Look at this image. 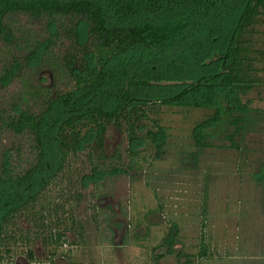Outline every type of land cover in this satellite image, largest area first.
<instances>
[{
  "label": "trees",
  "instance_id": "trees-1",
  "mask_svg": "<svg viewBox=\"0 0 264 264\" xmlns=\"http://www.w3.org/2000/svg\"><path fill=\"white\" fill-rule=\"evenodd\" d=\"M18 17L27 27L16 26ZM263 22L264 0H0V91L22 84L0 106V131L29 136L33 157L15 173L12 154L19 158V148L2 153L0 235L71 156L87 152L90 175L84 179L101 182L98 189L122 171L119 152L105 151L108 127L126 134L131 157L146 143L161 154L164 130L142 133L150 104L211 112L192 132L199 150L214 147L219 128L232 129V149L259 125L264 130V110L246 99L264 85L258 76L264 68L257 67L264 49L253 40ZM252 177L264 183V167ZM104 211L108 226L114 214L110 207ZM178 242L172 224L162 243L167 256L181 257Z\"/></svg>",
  "mask_w": 264,
  "mask_h": 264
},
{
  "label": "rangeland",
  "instance_id": "rangeland-1",
  "mask_svg": "<svg viewBox=\"0 0 264 264\" xmlns=\"http://www.w3.org/2000/svg\"><path fill=\"white\" fill-rule=\"evenodd\" d=\"M17 20L16 26L27 27L25 18ZM254 31L257 48L264 49V22ZM259 65L264 68V62ZM40 76L49 82L47 72ZM258 76L264 79V73ZM21 88L17 81L1 90L0 106ZM246 99L264 110V85ZM144 113L143 135L158 136L160 129L166 134L161 154L146 143L131 157L126 134L108 127L105 151L119 152L123 170L98 189L101 182L84 179L90 175L87 152L71 156L36 203L0 235V264H264V183L252 177L264 167L263 126L246 135L239 149L227 140L232 129L219 128L210 141L214 147L199 150L192 132L211 112L154 103ZM31 146L27 135L0 131V159L7 149L20 150L19 158L12 154L15 173L33 161ZM132 158L137 165H130ZM106 207L114 214L108 226ZM172 224L179 228L180 258L167 256L162 247Z\"/></svg>",
  "mask_w": 264,
  "mask_h": 264
}]
</instances>
